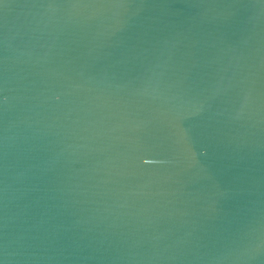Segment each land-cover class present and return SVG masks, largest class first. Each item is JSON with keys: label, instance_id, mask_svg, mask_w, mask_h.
<instances>
[{"label": "water", "instance_id": "1", "mask_svg": "<svg viewBox=\"0 0 264 264\" xmlns=\"http://www.w3.org/2000/svg\"><path fill=\"white\" fill-rule=\"evenodd\" d=\"M0 264H264V0H0Z\"/></svg>", "mask_w": 264, "mask_h": 264}]
</instances>
